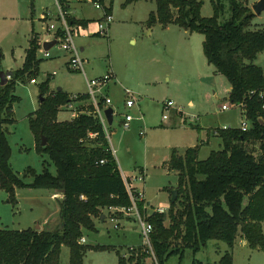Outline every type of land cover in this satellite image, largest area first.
Listing matches in <instances>:
<instances>
[{
    "label": "trees",
    "instance_id": "1",
    "mask_svg": "<svg viewBox=\"0 0 264 264\" xmlns=\"http://www.w3.org/2000/svg\"><path fill=\"white\" fill-rule=\"evenodd\" d=\"M136 1L139 0H125L123 4ZM154 2L155 9L149 12L146 24H175L203 35V54L208 64L228 80L229 100L242 107L248 128L216 129L222 147L205 159L198 158L199 145L186 148L182 154L175 149L171 152L166 164L177 172V197L170 202L168 213L148 216L153 226L152 264H166L173 255L180 260L185 248L195 255L208 240L222 241L227 247L217 261L204 263L193 258L192 264H233L232 249L238 236L251 249L264 252V109L259 96L264 91V75L262 68L253 63L257 54L264 51V28L251 27L255 14L248 0H228L231 15L224 22L219 21L221 8L214 0L209 17L201 15L199 0ZM107 12L110 13L109 8ZM68 22L88 23L71 16ZM39 48L34 35L25 50L23 64L7 71L10 79L0 86V189L11 202L16 201V187L60 191L61 223L53 230L0 228V264H60L62 245L69 248V264H82L88 248L79 242L82 230H95L92 218L100 217L102 209L127 207L131 201L92 105L72 119L57 120L60 106L70 98L63 90H48V79L40 84L42 100L39 97L38 108L27 119L35 150L49 161L43 160L40 172L31 167L24 171L23 176L32 177L30 182L12 170L5 125L14 122L13 104L19 100L14 94L16 83L35 79L38 73ZM85 99L87 95L81 94L79 100ZM42 139L46 140L44 145ZM142 205L140 202V209ZM166 215L169 225L165 224ZM150 254L148 250L130 259L135 264H145L140 258ZM119 264H125L123 258Z\"/></svg>",
    "mask_w": 264,
    "mask_h": 264
},
{
    "label": "rangeland",
    "instance_id": "2",
    "mask_svg": "<svg viewBox=\"0 0 264 264\" xmlns=\"http://www.w3.org/2000/svg\"><path fill=\"white\" fill-rule=\"evenodd\" d=\"M107 1H110L113 16L107 34L77 36L74 37L75 44L78 49L80 44L84 45V51L80 55L86 59L84 67L89 78L98 76H93V72L104 74L111 69L115 73L116 84L107 93L118 113L114 116L112 125L108 126L110 139L107 137V141L109 144V140L113 142L117 150L118 165L122 166L126 174L140 175L138 167H145L144 183L135 180L134 184L144 187L146 199L154 207L162 204L168 206V213L171 193L176 190L178 177L175 171L168 170L163 164L175 149V141H179L177 144H184L176 147L180 150L191 144H199V129L196 125L240 127L245 115L241 107L229 100L228 80L222 74H215L209 66L202 50L201 33L189 32L175 24L167 25L168 27L156 24L153 29L152 26L149 27L146 20L149 12L155 9L154 0H139L129 4H123L125 0ZM199 1L201 15L211 16V0ZM214 1L221 8L219 21L228 20L231 15L228 0ZM250 1L253 0H248L249 4ZM69 5V11L77 17L97 15L90 4L69 0ZM81 5L84 6L83 13H74ZM46 10L57 13L54 0H0V71L7 73L20 68L30 39L37 34L40 37L37 56L41 61L35 83L29 80L16 83L14 94L19 100L13 104L14 122L5 126L10 146V166L26 182H30L32 178L30 175L23 176L28 167L40 172L43 160L49 161L46 155H40L35 150V140L27 119L38 108L40 84L48 79V90L58 87L68 93L87 90L83 75L68 68L58 44L51 47V57H43L42 44L51 38L40 18ZM251 27L264 28V10L255 14ZM196 52L197 57L201 56L202 65L196 58ZM253 63L262 68L264 75V51L257 54ZM124 88L140 98L139 109L144 117L143 122L132 121L128 128L123 127L120 122L126 112L123 107ZM46 95L47 93L42 96ZM168 100L173 102V106L164 110L163 103ZM223 104L229 107L222 110ZM176 109L183 113L180 118L184 126L175 130L162 128L160 123L163 114L172 116ZM131 113L134 114L135 109H131ZM70 117L71 113L64 110L57 114L61 121L69 120ZM206 128L204 131L207 134ZM204 131L201 128L200 135L203 134L202 138L206 141L209 137ZM219 142V139L211 136L208 143L201 145L198 158L204 159L211 150L221 149ZM169 144H172L171 147ZM49 169L54 172L53 165ZM50 190L16 187V201L11 202L8 194L0 189V228L55 229L61 223L60 204L51 200ZM92 220L95 230H82L83 244L88 246L82 264H119L122 258L125 264H135L130 256L148 252L142 243L138 221L124 220L121 222L124 226L116 229L109 218L101 220L100 217L93 216ZM169 223V215H166L165 224ZM226 247L222 241L208 240L195 255L185 248L180 260L178 255H173L166 264H192L193 258L204 263L214 262ZM150 255L140 259L145 264H152L155 260L153 254ZM232 256L234 264H264V252L251 249L239 239L234 243ZM60 264H69V248L65 245L61 247Z\"/></svg>",
    "mask_w": 264,
    "mask_h": 264
},
{
    "label": "built area",
    "instance_id": "3",
    "mask_svg": "<svg viewBox=\"0 0 264 264\" xmlns=\"http://www.w3.org/2000/svg\"><path fill=\"white\" fill-rule=\"evenodd\" d=\"M54 1L57 13H55L56 15L54 20L45 25L47 34H51V38L47 41H54V45L58 44L59 48L62 51L68 53L69 58L67 66L70 70L78 71L85 76L87 86L85 94L87 95V98L90 101V105H92L93 107L92 113L98 118L99 122L101 123L106 138H109V124L104 111L107 107H112V117L118 113L115 107L112 106L111 98L106 93L109 84L114 80V73L111 69H109L103 75L91 78L87 77L84 67L86 60L81 57L80 49H78L77 45L75 44L74 37L106 35L109 29V25L113 20V16L111 13L107 12L108 7L104 5L103 0H76L79 2L89 3L94 9L101 11V16L93 21H88V23L85 25L79 23L71 24L68 22V17L71 16L69 10L67 9L69 6V0ZM50 15L51 12L47 11V16ZM47 16L43 14L41 15V18L46 19ZM48 56H50L49 50H43V57ZM7 79H10L9 75H7ZM125 95L126 98L124 99L123 107L126 112L123 114L122 126L128 128L130 126L131 121L134 119L133 115L130 113V109L136 105L137 98L128 89H125ZM80 96L81 94L69 95L70 100L67 103L61 105L60 109L64 108L71 110L73 112V118L76 117L79 111H77L75 105L79 102ZM259 96L263 101L262 108L264 109V91L260 92ZM172 106L173 102L171 100H168L163 103L164 110H168L169 108H172ZM228 107V105L223 104L221 106V109L226 110ZM175 111L182 112L178 109H176ZM167 117L168 116L166 114H163V118ZM240 127L242 130H246L248 128L246 119L241 122ZM90 136H94V134H90ZM111 152L114 155L115 151L113 149H111ZM100 163H103V160H101ZM121 175L131 204L127 207L110 206L106 208L108 210L109 219L110 221L114 222V228L118 227V215H124L129 217L130 219H133L134 221H138L141 228V235L143 237L142 243L152 253L150 244V234L153 231V226L148 221V216L150 214H146L143 211L144 204L142 205V209L139 208V203L142 200L143 196L140 192L135 190L132 184L134 178H129L124 174ZM142 178V175H139L138 180H142ZM167 208V206L160 205L156 207L155 211L157 213H165ZM80 242L83 243L84 238H81Z\"/></svg>",
    "mask_w": 264,
    "mask_h": 264
},
{
    "label": "crops",
    "instance_id": "4",
    "mask_svg": "<svg viewBox=\"0 0 264 264\" xmlns=\"http://www.w3.org/2000/svg\"><path fill=\"white\" fill-rule=\"evenodd\" d=\"M255 1L256 0H253V1H250V4H249V6L251 7L252 6V4L253 3H255ZM85 4H89V3H86V2H84ZM103 3H104V5L105 6H107L108 8H109V10H110V13L112 14V7H111V4H110V1H107V0H103ZM84 5V4H83ZM83 5H81L79 8H77V9H75L73 12L75 13V12H78V13H83ZM69 6H71V5H69ZM69 6H68V8H69ZM67 8V9H68ZM69 10V9H68ZM94 10H96V9H94ZM47 11H50V10H46L45 12H43L41 15H46L47 16ZM152 11V10H151ZM51 12V15L50 16H47L46 17V19H42L41 17V20L45 23V25L46 24H48V23H50V22H52L53 20H54V18H55V13L54 12H52V11H50ZM70 12V15L72 16V17H74L75 19H84V20H87V21H93V20H95V19H97V18H99L100 16H101V11H99V10H96V12H97V15L95 16V17H90V16H84V17H77V16H75V15H73V13H71V11H69ZM156 25V24H155ZM170 25V24H169ZM168 27V26H167ZM154 28V25H152V29ZM149 32H151V29L149 30ZM37 38H38V42L40 41V37H39V35L37 34ZM202 41H203V39H202ZM201 44H202V42H201ZM28 48V47H27ZM40 49V48H39ZM50 49H51V47L49 48V49H47V50H49V52H50ZM79 49H80V52H82V51H84V45L83 44H80L79 45ZM26 50V49H25ZM43 50H46V49H44L43 48ZM62 53H61V55L65 58V62H66V64H68V58H69V56H68V53H66V52H64V51H61ZM0 56H1V54H0ZM52 55H51V52H50V56H48V57H44V58H49V57H51ZM24 57H25V51H24ZM24 57H23V61H24ZM196 58H198V61H199V64L200 65H202V62H201V56L199 55L198 57H197V52H196ZM86 60V59H85ZM22 64H23V62H22ZM209 66H211L212 68H213V72H215V74H219V73H217L215 70H214V67L211 65V64H209ZM90 70V72H92L91 71V68L89 69ZM5 73H6V71H4ZM113 72V71H112ZM86 73V72H85ZM94 74H93V76L94 75H98V76H100V74H102L103 75V72H100V73H97V74H95V72H93ZM114 73V72H113ZM82 74V73H81ZM83 75V74H82ZM86 76H87V74H86ZM83 77H84V80H85V76L83 75ZM88 77V76H87ZM96 77V76H95ZM114 79H116V75H115V73H114ZM33 80V81H32ZM32 80H30V82H33V83H35V79H32ZM86 82V81H85ZM115 84H116V81L115 80H113L110 84H109V86H108V88H107V90H106V93L108 92L109 93V89H111L113 86H115ZM60 87H58L57 89H55V90H58ZM125 89L126 88H124L123 89V91H124V94H125ZM55 90H50L51 92H53V91H55ZM60 90H62L61 88H60ZM229 91H230V85H229ZM65 92V91H64ZM68 95H72V94H84V93H86V91H84V92H74V93H68V92H66ZM107 93V94H108ZM133 93V92H132ZM134 94V93H133ZM109 95V94H108ZM134 96H135V94H134ZM136 98H137V101H136V105L134 106V107H132L131 109H135V113L133 114V113H131V109H130V113L133 115V117H134V119L132 120V121H141L142 120V122H143V120H144V117H143V114L140 112V109H139V97H137V96H135ZM125 98H126V95H125ZM115 103V102H114ZM90 104V101H89V99L87 98V99H85V100H79V102L78 103H76V109H77V111H80V110H82L84 107H86V106H88ZM112 106L114 107V105H113V103H112ZM236 106H239V107H241L240 105H236ZM242 108V107H241ZM61 110H64V111H67V112H70L71 113V117H70V119H72L73 118V112L71 111V110H68V109H64V108H62V109H60V111ZM174 114L172 115V116H169V117H167V118H162V120H161V123H160V126H163L162 128H164V129H166V130H175L176 128H180V127H182V126H184L183 124H181V121H182V119L180 118V115H182L183 113L181 112V113H176V111L174 110ZM115 116V115H114ZM114 116L112 117V123H113V121H114ZM57 120H59L58 118H57ZM163 120H167V122H165V121H163ZM169 120V121H168ZM59 121H61V120H59ZM122 121H123V116H122V119L120 120V122H121V124H122ZM131 121V122H132ZM112 123L111 124H109V126H111L112 125ZM209 126H200V125H196L197 126V128L199 129L198 131H199V135H200V129L202 128L203 129V131H204V128H206V129H208L207 130V134L205 133V131H204V133H205V135H208V137H209V139H210V137L212 136V138H216V139H219L220 140V142L218 143L219 144V146H222V143H221V139L218 137V135H217V132H216V129H218V128H225V127H229V126H227V125H222V126H219V125H217V126H215V125H212V126H210V124H208ZM6 126V125H5ZM144 132V131H143ZM108 133H109V139H110V132L108 131ZM141 134V133H140ZM143 134H145V132L143 133ZM197 136V138H198V140H199V144H195V145H199V153H200V150H201V145H203L205 142L206 143H208L209 142V139H207L206 141L202 138L203 137V134H201L200 136ZM194 141H196V140H194ZM109 142H110V144H109V146L111 147V149H113L115 152H114V158H115V160H116V162L118 161V159H117V155H116V152H117V150L115 149V147H114V145H113V142H111V140H109ZM175 143L176 144H174L175 145V150L178 152V153H180V154H182L183 152H184V150L186 149H184V148H182V150H180L179 148H176V147H181L182 145H184L183 143L182 144H177V143H179V141H175ZM188 143H191V142H188ZM194 143V142H193ZM171 145L172 144H169V147H171ZM188 145V144H187ZM194 144H191V146H188V147H192V146H195ZM187 147V148H188ZM172 149V148H171ZM211 151H213V150H211ZM210 151V152H211ZM209 152V153H210ZM199 153H198V157H199ZM170 154L171 153H169V156L167 157L168 159H167V161L169 160V158H170ZM209 155V154H208ZM207 155V156H208ZM206 156V157H207ZM205 159V158H204ZM167 161H165L164 162V164H163V166H165L167 169H168V167H167ZM119 162V161H118ZM118 162H117V165H118ZM118 167H119V170H120V172H121V174H124V175H126L127 177H129V178H134V180L132 181V184H133V186H134V188H135V190L136 191H138V192H140L141 194H142V196H143V198H142V200L140 201V202H142L144 205V208H143V211L146 213V214H151V213H154V212H156L155 211V209H156V207H154L147 199H146V195H145V189H144V187L142 188V187H138V185H135L134 184V181L135 180H138V177H139V175H137V174H126V172L122 169V166L119 164L118 165ZM129 169V168H128ZM128 169H127V171H128ZM145 167H143V166H139L138 167V173H140V175H142V180H138V181H142L143 183H144V181H145V178H144V175H145ZM169 170V169H168ZM176 172V171H175ZM176 174H177V172H176ZM50 193H51V200H55V202L58 204H60V201L63 199V194L60 192V191H58V190H55V189H51L50 190ZM162 205H164V204H162ZM164 206H166V205H164ZM168 207V206H167ZM58 208H59V206L58 207H56L55 208V214L58 212ZM60 210V209H59ZM102 213H101V215H100V218H101V220H105L106 218H109V214H108V210L106 209V208H104V209H102V211H101ZM166 213V212H165ZM49 220V219H48ZM124 220H131L129 217H127V216H124V215H118V227H116V229H118V228H121V227H123L124 225L123 224H121V222L122 221H124ZM45 222H47V219H45L44 220V223ZM46 224V223H45ZM37 228H39V226L37 227ZM102 234H104V232L102 231ZM237 239H239L240 241H243V242H245V243H247L241 236H238L237 238H236V240ZM235 240V241H236ZM220 258V257H219ZM218 258V259H219ZM233 264H234V260H233Z\"/></svg>",
    "mask_w": 264,
    "mask_h": 264
},
{
    "label": "water",
    "instance_id": "5",
    "mask_svg": "<svg viewBox=\"0 0 264 264\" xmlns=\"http://www.w3.org/2000/svg\"><path fill=\"white\" fill-rule=\"evenodd\" d=\"M251 8L254 14H259L262 10H264V0L256 1L255 3L252 4ZM42 45L44 49H48L54 45V41H51V42L46 41ZM7 80L8 79H7L6 73L4 71H0V85L1 86L5 85L7 83ZM58 90H60V88ZM40 100H42V97H40ZM104 113L106 115L108 123L111 124L112 123V107H107ZM45 143H46V140L42 139L41 145H44ZM176 197H177V190H173L171 193V201L172 202L175 201Z\"/></svg>",
    "mask_w": 264,
    "mask_h": 264
}]
</instances>
